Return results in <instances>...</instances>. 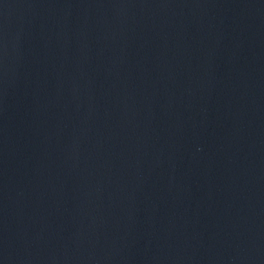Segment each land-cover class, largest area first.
<instances>
[{"label":"water","instance_id":"1","mask_svg":"<svg viewBox=\"0 0 264 264\" xmlns=\"http://www.w3.org/2000/svg\"><path fill=\"white\" fill-rule=\"evenodd\" d=\"M0 264H264V0H0Z\"/></svg>","mask_w":264,"mask_h":264}]
</instances>
